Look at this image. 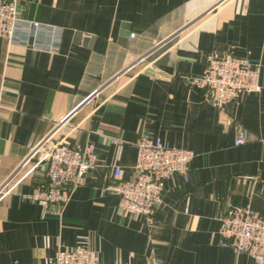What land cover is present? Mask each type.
Returning a JSON list of instances; mask_svg holds the SVG:
<instances>
[{
    "label": "crops",
    "instance_id": "obj_1",
    "mask_svg": "<svg viewBox=\"0 0 264 264\" xmlns=\"http://www.w3.org/2000/svg\"><path fill=\"white\" fill-rule=\"evenodd\" d=\"M16 1L22 18L61 33L54 52L0 37V185L68 116L71 144L92 143L96 164L60 214L27 198L45 180L36 158L20 171L0 197V264H48L78 247L99 264H253L220 246L218 215L232 203L264 217V0ZM227 53L259 64L261 89L218 109L190 79ZM238 127L249 139L234 146ZM141 136L195 153L151 220L107 189L109 140L122 142L128 179Z\"/></svg>",
    "mask_w": 264,
    "mask_h": 264
},
{
    "label": "built area",
    "instance_id": "obj_2",
    "mask_svg": "<svg viewBox=\"0 0 264 264\" xmlns=\"http://www.w3.org/2000/svg\"><path fill=\"white\" fill-rule=\"evenodd\" d=\"M61 28L27 20L19 15L16 0H0V37L9 44H18L36 50L54 52ZM134 36V35H131ZM260 66L248 58L227 53L211 56L201 75L190 79V84L203 91L206 101L218 109L238 104L243 95L261 89ZM77 128L70 117L54 122L51 130L0 185V197L13 188L27 174L20 171L36 158L31 169L44 167L45 180L27 195L31 201L45 205L51 213L60 214L70 201L72 192L85 174L96 164V151L92 143L72 145L71 135ZM249 139L244 128H237L234 146ZM115 152L108 165L114 182L107 189L118 196L121 211L128 215L153 218L154 209L162 201L165 181L174 174L186 179L190 161L195 153L183 147L169 146L160 139L141 136L136 143L133 175L122 177L119 161L122 142L111 138ZM10 187V188H9ZM9 188V189H8ZM220 246L229 247L237 254L247 255L253 264H264V217L248 205L226 203L218 215ZM48 264H99L96 254L84 247L63 249Z\"/></svg>",
    "mask_w": 264,
    "mask_h": 264
}]
</instances>
